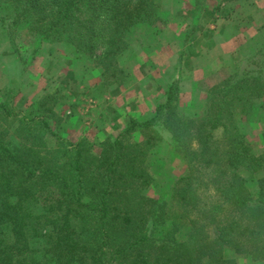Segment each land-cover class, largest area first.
Returning a JSON list of instances; mask_svg holds the SVG:
<instances>
[{"label": "trees", "instance_id": "trees-1", "mask_svg": "<svg viewBox=\"0 0 264 264\" xmlns=\"http://www.w3.org/2000/svg\"><path fill=\"white\" fill-rule=\"evenodd\" d=\"M160 16L159 0H0L2 34L22 64L37 51L28 41L61 44L100 69L104 87L126 82L132 30ZM0 94V264L264 262V152L238 122L264 99V48L207 91L199 114L179 104L173 82L149 117L95 145L57 132L54 94L29 112L11 87ZM160 144L187 168L164 200L146 194Z\"/></svg>", "mask_w": 264, "mask_h": 264}, {"label": "rangeland", "instance_id": "rangeland-1", "mask_svg": "<svg viewBox=\"0 0 264 264\" xmlns=\"http://www.w3.org/2000/svg\"><path fill=\"white\" fill-rule=\"evenodd\" d=\"M159 1L165 9H170L176 0ZM261 1L235 0L224 6L222 0H193L194 13L200 12L196 22H192L187 8L182 7L185 14L165 19L161 13L162 20L154 27L134 28L132 52L123 59L128 78L119 87L102 86L100 69H94L88 59L61 44L28 41L27 45L37 51L32 59L24 51L22 64L0 28V91L4 87L14 89L18 95L16 106L23 112L31 111L43 95L54 94L58 104L53 127L68 143L84 139L95 145L116 136L131 118L149 117L173 82L179 88V104L191 115L199 114L207 91L241 72L248 59L264 48V8L258 6ZM254 7L261 10L259 17L263 19H256L255 14L251 25L259 27L261 32L246 34L244 39L239 34V41L234 42L238 45L221 48L215 36L218 29L234 25L238 33L248 32V17ZM207 9L213 12L210 14ZM235 11L237 16H233ZM189 27L196 31L187 36ZM173 35L178 37L175 41ZM248 36L256 41L252 48L245 46ZM196 39L201 43L196 45ZM251 112L249 116L238 117V122L254 154L260 155L264 152V99L257 101ZM147 163L155 178L153 187L146 191L147 196L168 199L173 183L186 175L187 168L165 144L154 149ZM165 229L157 235L162 236ZM240 264L264 262L241 259Z\"/></svg>", "mask_w": 264, "mask_h": 264}, {"label": "crops", "instance_id": "crops-1", "mask_svg": "<svg viewBox=\"0 0 264 264\" xmlns=\"http://www.w3.org/2000/svg\"><path fill=\"white\" fill-rule=\"evenodd\" d=\"M238 3L241 4V2H238ZM222 4L225 6L226 2H224ZM161 6H162L161 13H162V16H164L165 19L166 18L169 19L171 16H179L181 13L185 14L184 11H183V9H182V7H186L187 8V12L190 14V16L192 15V17H193L192 18V22L193 21L196 22L195 20L197 19V17H199V13H200L199 11H196L197 13H194L195 10H194L193 0H176L174 2V4L172 5V7L170 8L171 10L170 9H165L163 7V5H161ZM258 6L264 8V0H262L261 3ZM173 8L175 10L174 12H173ZM208 10L209 9H207L206 12H209L210 14L213 12V9L212 10L210 9L211 11H208ZM260 11H261L260 9H258L257 7L255 9V7H254L253 10L251 11V13L249 14L248 23H250V24L248 25V27H249V31L248 32H244L245 30H240L239 33H238L237 32V27H235L234 25H230V27L228 29H226L224 27L218 29L217 33H215L216 34L215 35L216 36V40L218 41V45H220L221 48H223V47H232V45L233 46H236V45H238V43H234V42L235 41H239V34H241V37L243 39L246 36V34H251V33L252 34L253 33L258 34L259 33L258 31H260L259 30V27H256V26L254 27V24L251 25V21H252V19H254L255 14H256V19H258V18L263 19L264 16L263 17H259ZM233 16H237V11H235L233 13ZM222 21H223V24H226L225 20H222ZM174 26L182 29L181 25H178V24L176 25L175 24ZM260 26H261V24H260ZM233 29H236V30H233ZM186 30H190V32L188 31L186 33L187 36L190 35V34H192V33H194L196 31V29L195 28H192V27L191 28L189 27ZM180 32L177 33L179 36L181 34ZM231 32H232V34H231ZM212 34H213V32H212ZM172 37H173L172 39L174 41L178 38L175 35H173ZM186 38L187 37H185L184 39L186 40ZM249 38H250V36H248V38H246L245 46L247 45L248 47L252 48L254 46V43L256 41L255 40L252 41ZM196 41H197L196 42V45L201 43L200 41H198V39H196ZM192 43H194V42H192ZM190 48H192V47H190Z\"/></svg>", "mask_w": 264, "mask_h": 264}]
</instances>
